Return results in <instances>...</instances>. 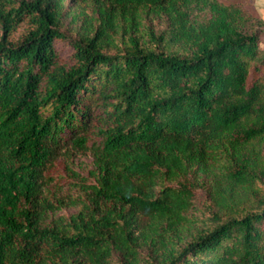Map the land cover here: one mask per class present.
<instances>
[{"label": "trees", "instance_id": "1", "mask_svg": "<svg viewBox=\"0 0 264 264\" xmlns=\"http://www.w3.org/2000/svg\"><path fill=\"white\" fill-rule=\"evenodd\" d=\"M75 1L0 0V264H264V18ZM71 149L93 169L63 202Z\"/></svg>", "mask_w": 264, "mask_h": 264}, {"label": "rangeland", "instance_id": "2", "mask_svg": "<svg viewBox=\"0 0 264 264\" xmlns=\"http://www.w3.org/2000/svg\"><path fill=\"white\" fill-rule=\"evenodd\" d=\"M235 1L245 2L254 16L259 14V10L257 9L258 4L256 3L257 0ZM85 6V3L70 0L67 8H69L70 11L75 12V14L80 15L81 11L87 10ZM25 17L26 16H24L20 24L17 25V28L11 34L12 39L18 38L24 30L30 26ZM70 18L71 16H68L65 19V24L70 25ZM260 44L264 48V32L260 35ZM92 169L93 157L89 150L71 149L68 152H61L48 166L46 171L48 182L43 189V194L49 197L54 196L58 199H63V202L71 201L69 198L76 196L79 189V186L77 185L79 180L77 174L80 177L86 178L87 180L85 179V181H90V171ZM58 199L54 198V202L57 203ZM75 210L76 207H73L72 205H62L60 209L56 211V214L68 215Z\"/></svg>", "mask_w": 264, "mask_h": 264}, {"label": "crops", "instance_id": "3", "mask_svg": "<svg viewBox=\"0 0 264 264\" xmlns=\"http://www.w3.org/2000/svg\"><path fill=\"white\" fill-rule=\"evenodd\" d=\"M257 4H258V13L260 14V16L262 17V18H264V0H257V2H256Z\"/></svg>", "mask_w": 264, "mask_h": 264}]
</instances>
